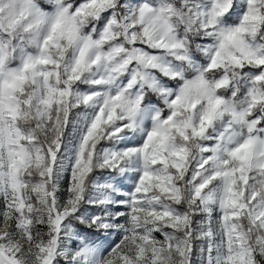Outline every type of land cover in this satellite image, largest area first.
I'll list each match as a JSON object with an SVG mask.
<instances>
[{
    "label": "snow or ice",
    "instance_id": "snow-or-ice-1",
    "mask_svg": "<svg viewBox=\"0 0 264 264\" xmlns=\"http://www.w3.org/2000/svg\"><path fill=\"white\" fill-rule=\"evenodd\" d=\"M0 264H264V0H0Z\"/></svg>",
    "mask_w": 264,
    "mask_h": 264
}]
</instances>
